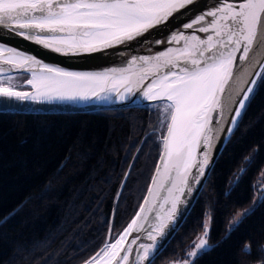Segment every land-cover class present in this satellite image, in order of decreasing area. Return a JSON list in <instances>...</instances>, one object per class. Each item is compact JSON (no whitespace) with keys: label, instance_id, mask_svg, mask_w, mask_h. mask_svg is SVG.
<instances>
[{"label":"snow or ice","instance_id":"1","mask_svg":"<svg viewBox=\"0 0 264 264\" xmlns=\"http://www.w3.org/2000/svg\"><path fill=\"white\" fill-rule=\"evenodd\" d=\"M196 3L197 0H0V27L64 55L92 53L137 40L151 29L167 27L170 18L195 12L190 6ZM186 30L193 31L187 35ZM197 32L207 35L201 38ZM167 42H183V47L175 51L168 48L155 57L133 56L126 68L105 72L68 71L0 43V98L5 101L106 100L113 92L120 101H126L143 88L142 98L154 102L159 109V124L154 131L161 133V164L148 189V197L156 203L146 197L144 205L150 206L142 205L115 239L109 226L102 246L83 264H131L134 251L135 264H154L166 237L187 210L195 185L209 169L215 143L221 136L225 138L221 142H227L251 101L264 88V0H219L216 8L198 13L172 30ZM138 61L139 71L132 73ZM12 70L30 73L31 78L24 83L33 90H20L7 74ZM146 74L152 76L151 81L134 90L135 83ZM201 147L203 151L198 152ZM259 152L260 146H254L243 157L229 187L239 185L255 166ZM259 175L264 177V171ZM253 189L251 205L233 213L219 241L211 240L213 209L207 208L201 223L203 231L187 246L184 258L171 264H198L204 255L230 239L257 206H264V183L258 180ZM149 216L154 218L147 228L138 223L141 219L147 222ZM133 231L143 232L149 242L139 243L134 250L131 245L142 237L137 235L128 242L126 238ZM254 247L255 264H264V241L251 240L244 241L238 249V264H254L248 259Z\"/></svg>","mask_w":264,"mask_h":264},{"label":"trees","instance_id":"2","mask_svg":"<svg viewBox=\"0 0 264 264\" xmlns=\"http://www.w3.org/2000/svg\"><path fill=\"white\" fill-rule=\"evenodd\" d=\"M151 105L72 112L0 110V264H81L113 238L138 207L161 141ZM260 146L255 166L229 187L243 157ZM264 170V88L218 154L195 202L154 264L182 253L213 209L211 240L219 241L235 211L252 201ZM8 217L3 220V217ZM264 241L257 206L198 264H238L237 251ZM256 250L249 260L256 261Z\"/></svg>","mask_w":264,"mask_h":264},{"label":"water","instance_id":"3","mask_svg":"<svg viewBox=\"0 0 264 264\" xmlns=\"http://www.w3.org/2000/svg\"><path fill=\"white\" fill-rule=\"evenodd\" d=\"M219 4V0H197V3L190 6L195 9V12L189 14L187 16H179V18H170L167 24V27H159V29H151L148 33H145L144 36L137 38V40L125 42L120 45H115L113 47H108L102 49L100 51L92 52V53H80V54H70L64 55L62 53H57L51 49H47L41 45H38L32 41L25 39L3 27H0V43H3L9 47L16 48L17 50L23 51L27 54H31L37 57V59L43 61L45 64H50L56 67H60L66 69L68 71H75V72H105L110 69L116 68H126L129 64V61L133 56L135 57H155L161 52L166 51L168 48H172L175 51L178 48L183 47V42L181 43H168V37L172 30L178 29L181 27L182 24L186 22H190L194 16L200 12H203L208 9L216 8ZM183 11V10H182ZM178 16V14H174ZM208 19H211L209 17ZM193 30H186V34L190 35ZM201 38H204L207 34L205 33H196ZM147 41L145 43H141L140 41ZM156 40H162L164 43L157 44ZM195 43V42H193ZM141 62H137L136 65H133L131 68L132 73H136L139 71V65ZM183 63V61H181ZM7 67V65H5ZM8 75H24L25 78H31L30 73L25 71H17L12 70L11 72L7 73ZM110 75H112L110 73ZM117 77L120 75L119 73L115 74ZM152 79L151 75H145V78L142 81L135 83V88L140 87L141 84L147 85ZM132 80L135 82L137 81L136 76H132ZM26 84V83H25ZM133 86V85H128ZM119 87V85H118ZM20 90H33L32 86L27 85L23 88L19 87ZM120 91H123V88H120ZM142 91L143 88L139 92L136 93L135 96H129V99L126 101H120L118 95L113 92L109 95V98L106 100H99V99H91V100H76V101H69V100H51V101H5L3 98H0V110L4 111H16V112H72V111H93V110H103V109H116V108H126L131 106H142V105H153L154 102H149L142 98ZM227 127V126H225ZM225 138L223 136L220 137V141L215 143L213 148V155H212V163L209 169L206 171L205 176L200 178V184L195 185L196 191H194L189 196V203L187 206V210L183 213L182 218L178 219L174 230L170 232V234L166 237L165 241L163 242V247L169 242L175 231L180 226L181 222L184 220L185 216L187 215L188 211L192 207L193 203L196 200L200 190L202 189L206 178L209 174L210 169L212 168L218 154L222 150L224 146L223 141ZM228 139V138H227ZM159 154L157 156L154 168L152 170L151 176L149 178L148 184L146 186L145 192L143 197L136 208L134 214L130 217L124 227L119 231L118 234L124 232L127 228V225L136 217L139 208L144 205V199L148 197V189L151 188L152 185V178L156 175V168L158 165L161 164L160 156L162 152V144L160 145ZM203 151L201 147L198 152ZM192 172L195 173L196 169L193 168ZM152 204H155L156 201L148 197ZM145 207H149L150 205H144ZM157 211H163V209H156ZM142 216L145 214H141ZM153 216L148 217V221L145 222L143 219L139 220V224H144L147 228L150 223L153 222ZM110 226V224H109ZM108 235V230H107ZM106 235V237H107ZM140 235L142 237L141 240L137 241L136 245H131V247L135 250L138 248L139 243H148L149 241L146 239L143 232H135L133 231L131 235L127 236V241L130 242L132 238L135 236ZM116 236L113 238L115 239ZM160 250V251H161ZM95 254V253H94ZM93 254V255H94ZM92 255V256H93ZM131 264H135V251L130 258ZM83 264V263H82Z\"/></svg>","mask_w":264,"mask_h":264},{"label":"rangeland","instance_id":"4","mask_svg":"<svg viewBox=\"0 0 264 264\" xmlns=\"http://www.w3.org/2000/svg\"><path fill=\"white\" fill-rule=\"evenodd\" d=\"M264 171V170H263ZM260 182H263V180H264V177H260L259 176V179H258ZM257 180V181H258ZM257 181H255V182H257ZM253 191H254V189H253ZM252 199H253V197H251V200L250 201H252ZM252 203V202H251ZM251 203L249 204V205H247L246 207H243V208H240V209H238V210H242V209H244V208H247V207H249L250 205H251ZM237 210V211H238ZM236 212V211H235ZM234 212V213H235ZM233 216V215H232ZM232 216H231V218H232ZM230 218V219H231ZM204 219H205V216H204ZM203 231V228L198 232V233H201ZM197 236V235H196ZM195 236V237H196ZM186 250H188V248H186L182 253H178L177 254V256L176 257H174V258H171L170 260H167V261H165V262H161L160 264H171V262H173V261H177V262H179L182 258H184V256H185V252H186Z\"/></svg>","mask_w":264,"mask_h":264},{"label":"flooded vegetation","instance_id":"5","mask_svg":"<svg viewBox=\"0 0 264 264\" xmlns=\"http://www.w3.org/2000/svg\"><path fill=\"white\" fill-rule=\"evenodd\" d=\"M262 171H263V170H262ZM262 171H261V172H262ZM259 176H260V175H259ZM258 179H259V177H258ZM258 179H256V181H257ZM261 183H264V180H263V182H261Z\"/></svg>","mask_w":264,"mask_h":264},{"label":"bare ground","instance_id":"6","mask_svg":"<svg viewBox=\"0 0 264 264\" xmlns=\"http://www.w3.org/2000/svg\"><path fill=\"white\" fill-rule=\"evenodd\" d=\"M176 232V231H175Z\"/></svg>","mask_w":264,"mask_h":264}]
</instances>
